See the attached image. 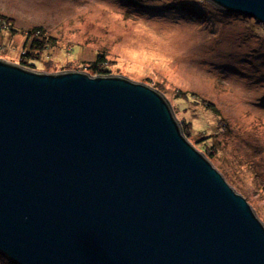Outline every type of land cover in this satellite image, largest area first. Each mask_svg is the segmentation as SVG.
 I'll return each instance as SVG.
<instances>
[{
	"label": "water",
	"instance_id": "water-1",
	"mask_svg": "<svg viewBox=\"0 0 264 264\" xmlns=\"http://www.w3.org/2000/svg\"><path fill=\"white\" fill-rule=\"evenodd\" d=\"M264 27V0H211ZM0 254L14 264H264V225L120 75L0 59Z\"/></svg>",
	"mask_w": 264,
	"mask_h": 264
},
{
	"label": "rangeland",
	"instance_id": "rangeland-1",
	"mask_svg": "<svg viewBox=\"0 0 264 264\" xmlns=\"http://www.w3.org/2000/svg\"><path fill=\"white\" fill-rule=\"evenodd\" d=\"M0 15L14 29L0 31L4 61L24 66L26 32L42 26L55 44L24 67L91 75L87 65L102 53L109 75L156 89L188 141L264 225V27L253 17L211 0H0ZM178 91L195 92L217 113Z\"/></svg>",
	"mask_w": 264,
	"mask_h": 264
},
{
	"label": "trees",
	"instance_id": "trees-1",
	"mask_svg": "<svg viewBox=\"0 0 264 264\" xmlns=\"http://www.w3.org/2000/svg\"><path fill=\"white\" fill-rule=\"evenodd\" d=\"M198 20L207 22L206 18H198ZM12 23V18L0 15V31L3 28H5L6 31H13ZM55 41L56 39L54 37L47 35L42 26H35L29 29L26 32V38L23 45L24 50L20 56V63L24 66L36 67L35 61L39 58V53L54 45ZM106 63L107 60L105 56L102 53H97L95 59L87 65L88 72H90L91 75H109V70L105 68ZM177 95L184 100L192 99L195 103H199L204 108L217 113L216 106L213 103L199 97L195 92L178 91ZM200 150L206 155H212V152L206 147H202ZM0 261H7L2 254H0Z\"/></svg>",
	"mask_w": 264,
	"mask_h": 264
}]
</instances>
